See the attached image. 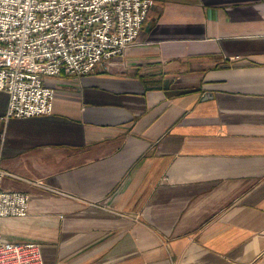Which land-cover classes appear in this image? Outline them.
Listing matches in <instances>:
<instances>
[{"label":"crops","instance_id":"obj_1","mask_svg":"<svg viewBox=\"0 0 264 264\" xmlns=\"http://www.w3.org/2000/svg\"><path fill=\"white\" fill-rule=\"evenodd\" d=\"M2 119L9 241L43 264H264V0H153L108 68Z\"/></svg>","mask_w":264,"mask_h":264},{"label":"built area","instance_id":"obj_2","mask_svg":"<svg viewBox=\"0 0 264 264\" xmlns=\"http://www.w3.org/2000/svg\"><path fill=\"white\" fill-rule=\"evenodd\" d=\"M153 0H0V91L7 94L2 119L52 111L60 74L82 76L108 68L136 43ZM0 222L27 214L29 195L2 188ZM0 264H43L35 242L9 241L0 231Z\"/></svg>","mask_w":264,"mask_h":264}]
</instances>
